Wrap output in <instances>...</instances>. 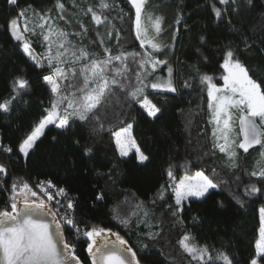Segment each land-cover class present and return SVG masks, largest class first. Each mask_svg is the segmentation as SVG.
I'll list each match as a JSON object with an SVG mask.
<instances>
[{"label": "trees", "instance_id": "obj_1", "mask_svg": "<svg viewBox=\"0 0 264 264\" xmlns=\"http://www.w3.org/2000/svg\"><path fill=\"white\" fill-rule=\"evenodd\" d=\"M63 2L65 9L76 13L77 21H82L88 28L90 40L85 38L83 44L90 51L100 56L104 54L96 37L97 31L104 36V46L109 47L113 55L120 51L141 54L149 51L147 45L141 48L136 38L135 8L130 0H109L112 7L105 15L113 28L110 41L105 35V26L96 25L90 14L85 16L83 12L90 5L95 7L98 0ZM254 3L255 7L243 8L238 15L231 16L238 30L234 31L227 23L228 12H225L224 22H218L214 16L213 5L221 9L228 7L221 5L219 0H148L143 23L151 34L148 15L163 18V31L158 40L166 47L155 56L167 60L173 67L177 88L176 92L146 90L147 97L162 109L161 113L155 118L149 117L146 110L132 103L124 91L114 89L99 108V122L76 120L69 130L50 125L25 158L18 152V145L47 114L45 109L49 107L51 93L42 83L40 70L23 53L22 42L11 37L6 23L28 5L45 14L59 15L60 12L55 8V0H17L15 5L0 0V99L9 95L14 75L23 74L32 83L30 94L23 97L27 103L17 102L12 111L0 112V164L7 169L6 175L0 173V209L6 206L14 182L27 181L39 193L36 183L50 179L64 186L73 196L79 227H102L119 233L136 252L140 264H197L178 244L185 234H189L197 245L227 252L237 264H249L254 257L264 264L255 251L259 208L264 207V195H244L248 184L264 187L260 177L249 175L257 168L260 146L248 153L238 150V168L225 166V155L212 147L207 91L192 67L197 65L201 72L213 75L217 85H223L222 51L231 43L233 47L238 46V58L248 68L249 75L257 82H264V0H254ZM48 9L52 11L48 12ZM48 17L55 18L54 25L70 33L71 29L80 31L78 23L70 28L59 16ZM178 18L180 22L176 23ZM202 35L208 38L206 46L200 44ZM93 40L97 42L91 43ZM245 40L252 45L247 51L244 50ZM201 54L208 60L200 59ZM114 64L119 65V62ZM128 64V76L134 85L137 65L131 58ZM159 70L157 68L155 76ZM186 81L189 87L185 86ZM98 123L103 124V129ZM128 123L133 125L137 145L150 156L146 166L137 167L135 151L121 157L116 148L113 132ZM74 140H79L80 144L75 145ZM3 147H11L13 151L5 152ZM84 147L92 149L91 159L83 156ZM169 165L176 178L202 170L218 184L206 198H190L184 202L179 218L173 217L169 209V206L175 209L174 193L170 188L163 200L157 198L160 186L167 188L172 183L167 176ZM213 168L218 174L212 172ZM98 193L103 194L102 200L96 199ZM238 199L242 203H238ZM220 201L223 207L218 205ZM8 210H11L10 206ZM144 211L149 213L147 217L143 215ZM194 216L200 218L198 222L193 221ZM125 218L130 221L127 225L121 222ZM149 232L159 234L150 238ZM64 235L68 243L76 245V255L81 261L91 264L86 250L88 241L83 237L77 240L74 230L69 228L64 229Z\"/></svg>", "mask_w": 264, "mask_h": 264}, {"label": "snow or ice", "instance_id": "obj_2", "mask_svg": "<svg viewBox=\"0 0 264 264\" xmlns=\"http://www.w3.org/2000/svg\"><path fill=\"white\" fill-rule=\"evenodd\" d=\"M9 4L15 5L17 0H7ZM135 8V34L140 41V47L150 45L152 51L128 53L120 51L113 55L109 47L104 46V36L96 32L99 44L103 46V56L89 50L83 40L88 37V28L82 21H77L80 27L78 32H68L59 25H53L51 18L46 14L38 15L41 23L37 27L41 30L45 51L37 59L31 44L20 31L19 19L25 18L24 32L35 33V28H29L26 17V9H20L16 17L10 18L6 28L11 37L22 42L23 53L32 61L35 68L40 70L42 83L51 96L49 107L45 109L46 115L39 120L32 130L22 139L18 145V152L25 158L30 154L37 140L44 134L48 125H54L58 129L69 130L76 120L87 122L90 119L100 121L99 108L103 106L108 97L113 94L114 89L125 92L132 103L141 105L149 117H157L162 109L148 100L145 89H164L169 92H176L177 88L172 79L173 69L167 60L156 58L155 53L162 52L166 46L159 42L158 37L162 33L163 18L160 16L148 15L151 22L152 33L143 24V15L146 11L148 0H130ZM221 5H227L221 9L213 5L212 11L218 22H224L225 12H228L227 23L234 31H238L232 23L231 16L238 15L243 8L255 7L254 0H219ZM264 6V5H262ZM32 7L31 5L28 6ZM112 7L109 0H98V3L83 10L84 15L90 14V19L96 25L105 26V35L110 39L113 35V28L105 12ZM55 8L59 10L60 20H66L65 3L63 0H55ZM51 12V9L47 10ZM122 19V17H121ZM179 18L176 23H179ZM47 25V27H45ZM70 37L79 38L78 40ZM116 39L119 41V32H116ZM201 46H206L208 38L205 35L199 38ZM96 40L91 43H96ZM252 45L245 40L244 50L247 51ZM199 51V50H197ZM239 48L233 47L231 43L222 51L223 85L218 86L215 77L206 72H201L197 65H193L197 78L201 85L206 88L208 97V108L211 112L210 123L213 128V149H218L226 157L225 166L229 169L239 167V151L248 153L254 146H260V159L257 161V168L249 173L250 176L260 177L264 181V82H257L249 75L248 68L238 58ZM129 58L137 65L135 72V84L132 85L128 76ZM200 59L207 61L208 58L200 56ZM119 62V65L114 64ZM168 66V77L158 80L155 77L159 65ZM47 72V74H44ZM156 79V82H149ZM185 86L189 87L188 82ZM32 83L23 74L14 75L10 84L8 96L0 99V112L8 113L13 110L17 102L27 103L23 97L30 94ZM103 129V124L98 123ZM133 125L126 126L113 132L115 145L121 157H127L131 149H135V162L137 167L146 166L150 162V156L142 151L131 136ZM238 127V132H236ZM222 141V142H221ZM79 145V140H74ZM2 147V146H0ZM5 152L11 153V147H3ZM83 156L91 159L92 149L84 147ZM215 155V152L212 153ZM208 155V153H205ZM87 169L85 168V171ZM212 172L216 173L213 168ZM0 173L7 174L5 165L0 164ZM98 175L101 173L97 172ZM169 183L167 188L161 185L157 198L163 200L166 191L170 188L174 193L175 209L169 206L172 216L179 218L183 211V203L190 197L204 199L211 189H216L218 184L214 182L204 171H196L194 175L185 174L178 181L172 165L167 169ZM39 193L27 181L13 183L8 195L7 204L0 209V264H84L76 255V245L70 244L65 239L64 226L74 230L75 237L79 240L85 238L87 253L91 257V264H140L137 254L129 246L119 233H112L111 229L102 227H91L82 229L79 227L71 211L77 206L73 199H67L62 204L57 197L67 196V190L63 187L57 188L51 180L42 181L36 184ZM55 189V191H51ZM264 195V187H258L255 183L245 186V196ZM97 200L103 199V194L96 195ZM155 203V200L152 201ZM242 203L241 200H237ZM53 203L55 208L52 207ZM223 207V202H217ZM10 206L11 210H8ZM61 208L64 214L60 215ZM135 215V212L133 213ZM147 217L149 213L144 211ZM51 217V220L48 219ZM199 217L194 216L193 221L198 222ZM128 224L130 221L125 218L121 221ZM182 223V220L180 221ZM106 233H111L114 239H110ZM159 233L149 232L147 235L154 238ZM192 237L185 234L179 241V246L197 264H237L234 257L224 251L210 250L207 245L190 243ZM146 248L147 245H144ZM256 257L264 260V207L259 210L258 239L255 242ZM249 264H258L257 258H252Z\"/></svg>", "mask_w": 264, "mask_h": 264}, {"label": "rangeland", "instance_id": "obj_3", "mask_svg": "<svg viewBox=\"0 0 264 264\" xmlns=\"http://www.w3.org/2000/svg\"><path fill=\"white\" fill-rule=\"evenodd\" d=\"M29 6V5H28ZM28 6H25L24 8H21V9H26L27 11H26V17H27V21H28V26H29V28H35V33H32V32H24L23 31V29H24V24H25V18H20L19 19V21H18V23H19V26H20V31L21 32H23V34H24V36H25V38L27 39V41L31 44V46H32V49L34 50V54H36L37 55V59H40V55L39 54H42V53H44V51H45V45H44V42H43V39H42V36L40 35V31L41 30H38L37 31V29H39L38 27H37V25L39 24V23H41V21H40V19H39V16L38 15H34V8L33 7H28ZM65 8H66V6H65ZM36 11H38V10H36ZM41 15H44L45 13H42V12H40V11H38ZM47 16H60V13H59V15H51V14H46ZM64 15H65V18H66V20H68V21H71V23H66L67 24V26H69L70 28H74L75 27V25H76V23H77V19H78V15L76 14V13H73L72 11H70V10H66L65 9V12H64ZM51 18V17H50ZM55 20V18L53 19V18H51V23L54 25V21ZM56 21H57V19H56ZM144 24V23H143ZM145 27H146V25H144ZM45 27H47V25L45 26ZM147 28V27H146ZM72 30V32H74V29H71ZM88 39L90 40V38L88 37ZM108 40L110 41L111 39H109L108 38ZM39 46V48L37 47V46ZM145 45H147L148 47H149V51L151 52L152 51V49H151V47H150V45H148V44H145ZM163 64H161V65H159L157 68H159L160 70H159V72L157 73V75L155 76L156 77V79H158V80H163V79H166L167 77H168V66H165L164 68H163ZM172 67V66H171ZM172 69H173V67H172ZM156 79H153L151 82H156ZM172 79H173V82H174V75H173V72H172ZM149 83V82H148ZM219 86V85H218ZM222 86V85H221ZM151 87H147L146 89H145V95H146V90L147 89H150ZM152 89V88H151ZM158 90H164V89H158ZM166 91V90H165ZM147 96V95H146ZM148 98V100H150L151 101V99H149V97H147ZM152 102V101H151ZM153 103V102H152ZM210 118H211V112H210ZM132 124V123H131ZM211 125H212V128H211V136H212V139H213V128L215 127V125H214V123H211ZM50 125H48L47 127H46V129L49 127ZM45 129V130H46ZM45 130H44V132H45ZM119 129H117V130H115V131H118ZM236 132H238V127H236ZM114 131V132H115ZM43 136V135H42ZM41 136V137H42ZM131 136H132V138H134L133 137V127H132V129H131ZM40 137V138H41ZM39 138V139H40ZM38 139V140H39ZM37 140V141H38ZM213 141V140H212ZM222 142V141H221ZM137 144V143H136ZM132 151H135V149L133 148V149H131L130 151H129V154L132 152ZM199 171V170H198ZM195 173V172H194ZM194 173H184V174H182L180 177H178V178H176V180L178 181L182 176H184L185 174H188V175H194ZM207 175V174H206ZM172 183H174V182H172ZM33 190H35L34 188H33ZM191 198V197H190ZM189 198V199H190ZM188 199V200H189ZM186 202V201H185ZM261 208V207H260ZM260 208H259V210H260ZM189 235V234H188ZM190 243H193V244H195L192 240H190ZM258 264H260L259 262H258Z\"/></svg>", "mask_w": 264, "mask_h": 264}, {"label": "built area", "instance_id": "obj_4", "mask_svg": "<svg viewBox=\"0 0 264 264\" xmlns=\"http://www.w3.org/2000/svg\"><path fill=\"white\" fill-rule=\"evenodd\" d=\"M48 180H50V179H41V180H39L36 184H38V183H40V182H42V181H48ZM52 183L55 184L53 181H52ZM55 185L57 186V188H59V187H63V188H65L64 186H59V185H57V184H55ZM65 189H66V188H65ZM66 190H67V189H66ZM51 191L54 192L55 189H52ZM57 199H60V200H61V203H62V204H65V205H66V203H67V199H73V200H74L73 196L70 195V194L68 193V190H67V196H66V197H64V198L57 197ZM74 202H75V200H74ZM75 203H76V202H75ZM52 207L55 208V204H54V203H53ZM64 211H65L64 208H61L60 215H63V214H64ZM70 215L74 216V218H75V220H76V207H75L74 210L71 211ZM67 228H68V226H64V229H67ZM82 229H84V227H82Z\"/></svg>", "mask_w": 264, "mask_h": 264}, {"label": "water", "instance_id": "obj_5", "mask_svg": "<svg viewBox=\"0 0 264 264\" xmlns=\"http://www.w3.org/2000/svg\"><path fill=\"white\" fill-rule=\"evenodd\" d=\"M258 146H259V145L254 146L253 148L249 149V151L252 150V149H254V148H256V147H258ZM241 150H242V149H241ZM242 151H243V150H242ZM48 219L51 220V217H48ZM111 232H112V233H116V232H114V231H111ZM106 235H108L110 239H114V238H115L114 236L111 235V233H106ZM128 244H129V243H128ZM129 246H130V244H129ZM132 249H133V248H132ZM133 251H134V250H133Z\"/></svg>", "mask_w": 264, "mask_h": 264}]
</instances>
